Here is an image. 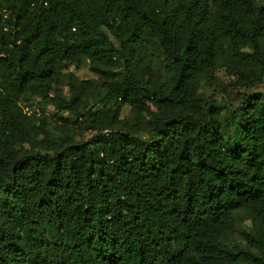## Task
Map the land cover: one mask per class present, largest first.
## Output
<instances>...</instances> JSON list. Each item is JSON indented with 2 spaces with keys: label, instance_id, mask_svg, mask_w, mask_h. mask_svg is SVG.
<instances>
[{
  "label": "trees",
  "instance_id": "trees-1",
  "mask_svg": "<svg viewBox=\"0 0 264 264\" xmlns=\"http://www.w3.org/2000/svg\"><path fill=\"white\" fill-rule=\"evenodd\" d=\"M68 65L102 76L86 141L22 106L76 113ZM222 68L237 107L199 94ZM263 79L260 0H0V264H264Z\"/></svg>",
  "mask_w": 264,
  "mask_h": 264
},
{
  "label": "rangeland",
  "instance_id": "rangeland-1",
  "mask_svg": "<svg viewBox=\"0 0 264 264\" xmlns=\"http://www.w3.org/2000/svg\"><path fill=\"white\" fill-rule=\"evenodd\" d=\"M264 2V0H260ZM157 55V54H156ZM158 57L155 58L158 61ZM118 74L117 71L114 72ZM72 74L75 80L69 78V75ZM162 76H164V71H162ZM215 79L217 81L213 82V85L203 82L199 94L203 98H211V100L218 103L228 102L232 106L237 107L239 105V90L231 82L235 79L230 78V75L227 74L226 69L222 68L216 71ZM76 82L81 88L79 96L83 98L84 103L78 106L77 112L74 113L67 109H61L60 107L48 104L42 106L39 104L41 99H37L34 102L23 103L22 106L28 114L36 115L37 120L36 124H47V127L51 129L52 135L57 138H65L67 136L75 141H86L93 137L96 133L91 129L90 125L84 119V115L89 112L94 113L100 109V106L96 105L92 100V95L95 92L101 91L102 88V76L100 74L94 73L89 65H85L80 69H76L75 66L68 65L64 71V77L62 83L57 86L59 90L63 92V95L70 100L72 95L71 82ZM264 91V79L263 83L254 85L246 92L249 95L256 93H261ZM54 96V93L51 94ZM91 119L92 117H88ZM120 120L127 121L131 125H135L137 121L135 120L134 113L129 107H125L120 114ZM59 127H62L64 133L58 130ZM146 136V135H144ZM235 234L230 238V245H240L245 246L246 242L243 240L245 232H250L252 230L251 220L246 218L244 213H239L237 219L234 220Z\"/></svg>",
  "mask_w": 264,
  "mask_h": 264
}]
</instances>
